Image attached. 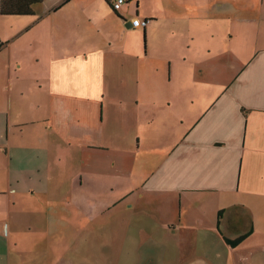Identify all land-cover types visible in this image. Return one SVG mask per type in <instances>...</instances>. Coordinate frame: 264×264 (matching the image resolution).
<instances>
[{
	"label": "crops",
	"instance_id": "1",
	"mask_svg": "<svg viewBox=\"0 0 264 264\" xmlns=\"http://www.w3.org/2000/svg\"><path fill=\"white\" fill-rule=\"evenodd\" d=\"M111 2L0 0V264H264V0Z\"/></svg>",
	"mask_w": 264,
	"mask_h": 264
},
{
	"label": "rangeland",
	"instance_id": "2",
	"mask_svg": "<svg viewBox=\"0 0 264 264\" xmlns=\"http://www.w3.org/2000/svg\"><path fill=\"white\" fill-rule=\"evenodd\" d=\"M137 36H138V33H137ZM139 36H140V33H139ZM175 37L176 36H174V40H175ZM179 37L180 36L178 34V38ZM234 50H232V51H234ZM228 56L232 57V54H230L228 52V53H226L224 55L218 56V58H216L214 61L209 62V64L213 65L215 67V70H216V74H215L214 78L216 77V79H221V77H224L225 79H229V77L232 76V74H233V71H232L233 70L232 69L233 62L228 60ZM98 233L99 232L93 233L91 236H89L90 234H88V232H86V231H83L80 236H77V235H75V233H72L70 235V240H71L70 245H68L69 244L68 242H65V246H66L65 253H67L68 257L73 258V256H75V255H77L79 253L84 255L83 252H86L91 258H92V256L94 257L93 258V264H99L100 261H101L100 260L101 258L99 256L103 257L105 254L97 253V255H96V252L95 253L93 252V250H95V248H94L95 240H96L97 244L99 242L97 240V238H100L98 236ZM78 234H79V232H78ZM86 237H87V239H86ZM84 238L86 239V244H84L82 242V240ZM187 241L189 243H191V239L190 238H188ZM185 250L186 249L183 247V249L180 252H178L179 255L181 256V259L178 262L179 264H184V256L186 255V251ZM55 252H57V251L54 249L53 250V254ZM91 253H92V256L90 255ZM61 255H62V253H60L59 255L56 254V256H55L56 259H57L58 256L61 257ZM193 255L197 256L196 253H193ZM206 262H208V261L203 262L200 259L195 258V259H193V261L189 262L188 264H204ZM54 264H58V263L54 262ZM83 264H86V263H83Z\"/></svg>",
	"mask_w": 264,
	"mask_h": 264
},
{
	"label": "built area",
	"instance_id": "3",
	"mask_svg": "<svg viewBox=\"0 0 264 264\" xmlns=\"http://www.w3.org/2000/svg\"><path fill=\"white\" fill-rule=\"evenodd\" d=\"M125 0H112L111 7L116 12L119 11L124 5ZM146 20H141L139 18H135L131 21V25L133 28H143L146 25Z\"/></svg>",
	"mask_w": 264,
	"mask_h": 264
},
{
	"label": "trees",
	"instance_id": "4",
	"mask_svg": "<svg viewBox=\"0 0 264 264\" xmlns=\"http://www.w3.org/2000/svg\"><path fill=\"white\" fill-rule=\"evenodd\" d=\"M221 212H218L217 216L219 217ZM244 237L238 238L236 240H228L225 239L226 243L229 244L230 246H236Z\"/></svg>",
	"mask_w": 264,
	"mask_h": 264
},
{
	"label": "water",
	"instance_id": "5",
	"mask_svg": "<svg viewBox=\"0 0 264 264\" xmlns=\"http://www.w3.org/2000/svg\"><path fill=\"white\" fill-rule=\"evenodd\" d=\"M131 25V24H130Z\"/></svg>",
	"mask_w": 264,
	"mask_h": 264
}]
</instances>
